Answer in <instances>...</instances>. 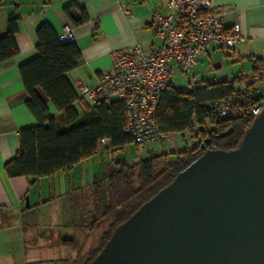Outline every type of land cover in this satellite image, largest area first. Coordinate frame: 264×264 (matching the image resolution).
<instances>
[{
	"label": "trees",
	"instance_id": "obj_1",
	"mask_svg": "<svg viewBox=\"0 0 264 264\" xmlns=\"http://www.w3.org/2000/svg\"><path fill=\"white\" fill-rule=\"evenodd\" d=\"M5 0H0L2 4ZM73 0L65 7L69 14ZM18 16L10 13L7 32L0 36V62L19 52L15 35ZM88 19L82 10L75 20L80 24ZM38 54L20 65V73L28 93V108L39 121L38 125L20 131V150L5 164L11 177L27 176L32 182L70 170L75 165L95 157L100 143L108 139L111 153L134 143L124 131L127 124L125 104L118 98L90 103L79 95L68 78L82 57L75 41L63 42L59 33L47 22L36 29ZM253 75L264 70V59L256 58ZM243 79L202 80L188 92L178 91L171 84L162 91L156 110V120L162 132L189 133L197 146L179 150L171 155L155 154L128 161L113 159L108 172L96 176L91 185V216L89 231H101L98 245L90 252L89 264L102 250L114 229L127 220L140 206L173 181L176 175L208 149L231 150L240 144L254 116L244 110L241 114L220 117L206 105L209 101L225 99L235 91L234 84ZM44 95L42 97L39 93ZM48 102L57 110L50 112ZM196 120L199 130L194 129ZM104 228V229H103ZM65 261V260H64ZM67 262V261H65Z\"/></svg>",
	"mask_w": 264,
	"mask_h": 264
},
{
	"label": "crops",
	"instance_id": "obj_2",
	"mask_svg": "<svg viewBox=\"0 0 264 264\" xmlns=\"http://www.w3.org/2000/svg\"><path fill=\"white\" fill-rule=\"evenodd\" d=\"M167 1L80 0L78 5L70 7L69 14L65 7L73 0H5L0 4V36L7 32L9 14L15 13L19 17L15 35L19 52L0 62V264L34 262L25 254L38 244L36 236L39 229L54 217L53 209L47 213L48 207L61 201L65 193L73 199L78 197L82 188L90 187L93 179L102 172L101 155L110 153L108 144L101 140V151L97 156L70 170H62L34 182L27 176L11 177L7 174L6 162L20 150L21 129L39 123L27 106L28 93L20 73V65L38 54L36 29L47 22L60 34L65 24L71 25L82 57L78 66L68 73V78L74 86L80 78L89 86H95L99 76L110 69L113 50L128 51L137 43L149 46L151 42H159L150 22L155 13L169 12ZM212 2L221 14V22L226 27L239 25L244 40L225 51L211 46L200 58H209L211 62L216 60L215 70H222L225 65V72H216L213 80L251 75L254 60L264 59V0ZM82 10L88 19L77 24L75 20ZM202 62L199 59L194 67ZM39 93L44 97L41 91ZM47 103L50 112L57 115V110L50 102ZM103 164L104 173H107L109 163L103 161ZM58 189L65 191L58 194Z\"/></svg>",
	"mask_w": 264,
	"mask_h": 264
},
{
	"label": "water",
	"instance_id": "obj_3",
	"mask_svg": "<svg viewBox=\"0 0 264 264\" xmlns=\"http://www.w3.org/2000/svg\"><path fill=\"white\" fill-rule=\"evenodd\" d=\"M90 264H264V110L238 147L206 150L118 225Z\"/></svg>",
	"mask_w": 264,
	"mask_h": 264
},
{
	"label": "built area",
	"instance_id": "obj_4",
	"mask_svg": "<svg viewBox=\"0 0 264 264\" xmlns=\"http://www.w3.org/2000/svg\"><path fill=\"white\" fill-rule=\"evenodd\" d=\"M167 7L168 13H155L150 22L159 42H151L149 46L137 43L128 51L113 50L111 67L99 76L95 86H89L81 78L75 81L79 95L90 103L111 98L124 102L127 114L124 131L140 148L173 135L159 129L156 110L174 72L189 76L209 47L229 50L244 40L239 25L226 27L221 22V14L212 0H168ZM59 36L63 42H76L69 24L62 27ZM234 88L229 97L206 103L215 115L227 117L248 110L256 117L264 110V70L259 75L243 76ZM194 129L199 130L196 120Z\"/></svg>",
	"mask_w": 264,
	"mask_h": 264
},
{
	"label": "rangeland",
	"instance_id": "obj_5",
	"mask_svg": "<svg viewBox=\"0 0 264 264\" xmlns=\"http://www.w3.org/2000/svg\"><path fill=\"white\" fill-rule=\"evenodd\" d=\"M225 51V49H224ZM203 60L199 66L193 67L190 75L175 71L172 75V86L183 92H188L194 88L204 78L213 80L216 72L220 74L225 72V65L222 70L214 69V62L209 58H200ZM213 61V60H212ZM221 71V72H220ZM248 73L250 70L247 71ZM184 139L182 133H174L169 139L165 141L152 142L146 148H137L134 143L125 146L122 150L116 153L102 154L100 157L101 170L100 175L105 172L103 161L112 163L113 159L126 158L132 161L137 158H147L155 154L172 153L192 149L197 146V139L192 137L189 133ZM89 183V181H87ZM59 184L56 185L59 188ZM65 191V190H64ZM64 191H59L58 194ZM91 189L86 186L79 191V195L71 199V195L61 198V201L54 202L51 207H48L47 213L50 209L55 212L53 219L46 221V226L41 227L37 232V242L35 247H30L25 254L27 259L33 260L31 264H61L66 263L68 259L72 262L78 256L85 258V254L98 244V238L101 231L90 232L86 226L91 216ZM73 200V201H72ZM40 212L37 216L40 217ZM40 225H37V227ZM104 229V228H103ZM67 236H72L73 239H65ZM65 260V261H64ZM37 261V262H36Z\"/></svg>",
	"mask_w": 264,
	"mask_h": 264
},
{
	"label": "flooded vegetation",
	"instance_id": "obj_6",
	"mask_svg": "<svg viewBox=\"0 0 264 264\" xmlns=\"http://www.w3.org/2000/svg\"><path fill=\"white\" fill-rule=\"evenodd\" d=\"M91 232V231H90ZM100 236V235H99ZM67 238H70V236H67ZM98 244H96L97 246ZM95 246V247H96ZM93 249V247L85 254V258H82L81 256H78L77 258H75L72 262L68 259V261L66 263H61V264H86V261L88 259V254L89 252ZM90 264V263H89Z\"/></svg>",
	"mask_w": 264,
	"mask_h": 264
}]
</instances>
